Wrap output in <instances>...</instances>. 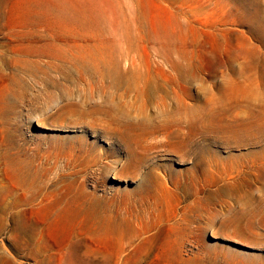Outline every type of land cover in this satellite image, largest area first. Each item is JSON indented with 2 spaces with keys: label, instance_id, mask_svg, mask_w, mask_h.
I'll list each match as a JSON object with an SVG mask.
<instances>
[{
  "label": "rangeland",
  "instance_id": "rangeland-1",
  "mask_svg": "<svg viewBox=\"0 0 264 264\" xmlns=\"http://www.w3.org/2000/svg\"><path fill=\"white\" fill-rule=\"evenodd\" d=\"M174 263L264 264V0H0V264Z\"/></svg>",
  "mask_w": 264,
  "mask_h": 264
},
{
  "label": "bare ground",
  "instance_id": "bare-ground-1",
  "mask_svg": "<svg viewBox=\"0 0 264 264\" xmlns=\"http://www.w3.org/2000/svg\"><path fill=\"white\" fill-rule=\"evenodd\" d=\"M18 178H19V182L22 185L21 187L23 190L22 197L11 201L10 205H12L13 207H17L22 204L32 205L33 204L32 202L35 200V197L33 196L35 195H32L30 197L27 196V192H28L27 187L30 184L29 178L26 176L20 177V175ZM137 184H138V187H142V185H145V181L140 179L138 180ZM80 186L81 188L74 196H69L66 199L63 198V200H60V202H65V206L62 209H60L58 213L55 214V219L58 222H62L64 224L62 233H65L67 231L65 230V228H67L69 225L71 226L72 224H74V222H77V220L87 219V220H91V221L99 223L105 231L112 232L118 235L119 236L118 238L120 241L121 240L126 241L128 239L130 240L132 237L139 234V232L133 228L132 223L128 220V217L126 215L119 216L117 214L118 217L116 221L109 220V218L103 217L98 211V207H97L99 200L93 198L91 195L84 192L83 184H81ZM135 195L137 194L135 193ZM140 198L141 200L144 199L143 196H140L138 199ZM3 205H5V202L3 203ZM105 220H109V221H105ZM20 231L22 232L23 229H21ZM151 232H152V234L150 235L151 239H157V238L163 237V243L160 249L164 257L169 256V254L175 253L174 258L177 261H185L187 259L182 256L179 243H177L180 239L179 237L182 232L181 228L178 225H175L174 223H168V222L165 224H162L160 221H158L156 224L154 223L148 228L144 229L143 233H151ZM119 249L126 250V248L123 246L122 243Z\"/></svg>",
  "mask_w": 264,
  "mask_h": 264
}]
</instances>
